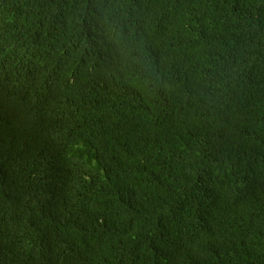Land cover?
Masks as SVG:
<instances>
[{
  "label": "trees",
  "instance_id": "16d2710c",
  "mask_svg": "<svg viewBox=\"0 0 264 264\" xmlns=\"http://www.w3.org/2000/svg\"><path fill=\"white\" fill-rule=\"evenodd\" d=\"M0 264H264V0H0Z\"/></svg>",
  "mask_w": 264,
  "mask_h": 264
}]
</instances>
